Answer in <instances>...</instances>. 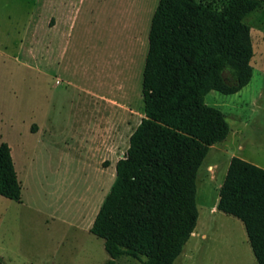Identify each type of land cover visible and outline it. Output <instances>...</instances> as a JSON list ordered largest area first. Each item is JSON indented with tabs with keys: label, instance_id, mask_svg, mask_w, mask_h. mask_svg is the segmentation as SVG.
Returning a JSON list of instances; mask_svg holds the SVG:
<instances>
[{
	"label": "rangeland",
	"instance_id": "rangeland-1",
	"mask_svg": "<svg viewBox=\"0 0 264 264\" xmlns=\"http://www.w3.org/2000/svg\"><path fill=\"white\" fill-rule=\"evenodd\" d=\"M204 1L215 10L228 2ZM44 2L0 0V143L11 147L22 185L21 201L0 195V264H106L104 239L90 227L145 116L143 69L159 0H87L64 60ZM246 21L253 76L237 93L205 96L230 133L199 168L198 222L175 264H258L243 222L214 208L233 156L264 168V3Z\"/></svg>",
	"mask_w": 264,
	"mask_h": 264
},
{
	"label": "trees",
	"instance_id": "trees-1",
	"mask_svg": "<svg viewBox=\"0 0 264 264\" xmlns=\"http://www.w3.org/2000/svg\"><path fill=\"white\" fill-rule=\"evenodd\" d=\"M264 0H159L142 79L144 117L116 162V177L90 228L110 259L175 264L198 222L197 176L211 146L230 133L226 115L205 102L211 90L234 94L253 76L246 21ZM0 195L21 201L11 147L0 143ZM217 209L239 218L264 264V168L230 159Z\"/></svg>",
	"mask_w": 264,
	"mask_h": 264
},
{
	"label": "crops",
	"instance_id": "crops-1",
	"mask_svg": "<svg viewBox=\"0 0 264 264\" xmlns=\"http://www.w3.org/2000/svg\"><path fill=\"white\" fill-rule=\"evenodd\" d=\"M86 1L87 0H45L44 2L43 11L45 13H43V15H45V18L43 22L46 23L45 27L47 28V33L50 32V34H55L58 36V41L61 40L60 45L57 47L60 58L63 60L66 58L70 46V30L72 29V24L80 19L79 17L83 14V6ZM88 1L92 4L95 0ZM93 12L94 10L92 9L89 13L92 21ZM208 168L212 169L215 168V166L211 164ZM217 202L214 207L215 209H217ZM194 234L195 230L193 232V235Z\"/></svg>",
	"mask_w": 264,
	"mask_h": 264
}]
</instances>
